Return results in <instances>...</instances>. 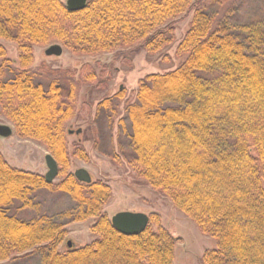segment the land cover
<instances>
[{
    "label": "trees",
    "instance_id": "16d2710c",
    "mask_svg": "<svg viewBox=\"0 0 264 264\" xmlns=\"http://www.w3.org/2000/svg\"><path fill=\"white\" fill-rule=\"evenodd\" d=\"M227 1L91 0L69 12L62 0H0V41L15 42L20 52L15 80H0V109L18 135L47 148L65 176L48 184L44 176L12 167L0 152V263L39 250L41 264H175L179 238L159 214H149L143 233L123 234L104 212L111 186L83 183L69 172L67 125L80 113L82 89L104 86L111 61L128 49L162 52L174 44L177 23L194 12L177 48L187 61L174 72L141 79L136 102L127 106L128 168L217 241L199 264H264V13L239 26L218 22L216 10ZM53 42L77 56L112 59L103 66L96 61L99 72L87 63L46 89L30 69L35 46ZM0 61H10L1 42ZM102 107L113 109L108 99ZM73 147L74 156L90 161L80 143ZM46 189L70 196L77 203L72 222L94 219L91 230L99 238L62 251L64 224L9 213L13 205L34 208Z\"/></svg>",
    "mask_w": 264,
    "mask_h": 264
},
{
    "label": "rangeland",
    "instance_id": "374dc122",
    "mask_svg": "<svg viewBox=\"0 0 264 264\" xmlns=\"http://www.w3.org/2000/svg\"><path fill=\"white\" fill-rule=\"evenodd\" d=\"M65 4L68 0H62ZM218 22L229 21L237 26L249 22L255 13H264V0H229L216 10ZM194 12L189 17L177 23L176 39L173 45L162 52L151 54L145 51L133 53L125 50L127 56L113 62L112 54L99 57L77 56L68 51L62 44L53 42L50 45L35 46V61L30 71L35 74L34 81L48 88L52 81L66 77L68 72L77 74L87 63L100 61L101 66L111 61L112 67L104 86L97 88L84 87L80 96L81 110L79 115L68 123L69 149L72 165L70 173L79 169L87 170L93 181L102 180L112 188L109 202L104 207L112 218L120 212L156 213L161 216L162 224L173 235L179 238L176 245L175 264H199L205 253L217 248V241L203 235L197 225L184 213L177 210L162 194L156 193L146 182L135 177L128 168L132 156L130 136L131 122L127 115V106L136 102L138 83L148 75H165L176 71L187 61L189 55H180L177 48L184 39ZM8 51L9 63L3 65L0 61V80L12 82L20 71V52L15 42L1 40ZM55 44L63 47L59 57L48 56L46 50ZM134 48L130 49L133 50ZM101 66H95L98 72ZM63 84V83H60ZM63 86V85H62ZM110 100L113 109L98 106L104 100ZM89 107L91 110L89 111ZM0 125L13 129L9 138L0 137V152L8 163L19 170L46 176L48 167L47 148L41 143L18 135L15 125L9 121L0 109ZM81 129L82 133L77 134ZM80 143L90 156L86 162L73 155L74 145ZM65 176L60 174L54 184L61 182ZM32 209H18V205L9 208L11 215H17L23 221H32L40 216H49L67 229L65 240L59 246L64 251L71 241L73 248L90 245L99 236L92 233L94 219L85 222H72L77 216V203L68 195L42 190L35 199ZM42 252L29 251L17 255L11 260L0 264H41Z\"/></svg>",
    "mask_w": 264,
    "mask_h": 264
},
{
    "label": "water",
    "instance_id": "95a60500",
    "mask_svg": "<svg viewBox=\"0 0 264 264\" xmlns=\"http://www.w3.org/2000/svg\"><path fill=\"white\" fill-rule=\"evenodd\" d=\"M89 1L91 0H68L66 7L69 12H79L87 7ZM63 52V47L59 44L52 45L46 50L48 56L59 57ZM80 133H82L81 129L77 131V134ZM12 135L13 129L11 127L0 125V137L9 138ZM46 164L49 171L45 179L48 184H51L59 176L60 170L57 161L50 153L46 156ZM75 176L83 183L90 184L93 181L91 174L85 169L77 170ZM111 222L113 227L123 234L138 235L146 231L150 223V218L145 213L120 212L111 218ZM72 246V242L68 241V247L72 248Z\"/></svg>",
    "mask_w": 264,
    "mask_h": 264
}]
</instances>
